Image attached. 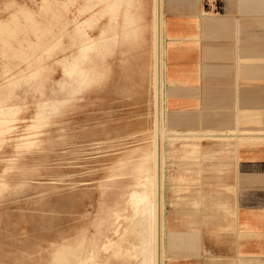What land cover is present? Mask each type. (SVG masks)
Returning a JSON list of instances; mask_svg holds the SVG:
<instances>
[{
	"label": "rangeland",
	"instance_id": "obj_1",
	"mask_svg": "<svg viewBox=\"0 0 264 264\" xmlns=\"http://www.w3.org/2000/svg\"><path fill=\"white\" fill-rule=\"evenodd\" d=\"M115 36L113 0H0V206L23 203L22 264H116L122 222L136 230L138 243L146 227L151 233V219L142 225L135 212L141 204L130 200L128 190L139 187L142 169L155 201V131L152 144L106 142L116 138V71L109 55ZM107 65L110 95L98 78ZM97 90L102 100L94 106ZM248 100L249 110L239 113L238 126L244 128L228 132L232 139L211 153L199 138L160 141L162 206L164 191L183 198L194 184L207 185L215 167L221 173L215 154L229 156L235 147L262 138L234 135L264 138V95ZM164 150L170 151L167 158ZM87 198L90 205L95 199L93 210L81 207ZM122 199L128 206L116 207ZM64 202L72 214L70 232L61 241L45 242L49 206ZM120 210L115 217L112 211ZM30 234L39 245L28 242Z\"/></svg>",
	"mask_w": 264,
	"mask_h": 264
},
{
	"label": "crops",
	"instance_id": "obj_2",
	"mask_svg": "<svg viewBox=\"0 0 264 264\" xmlns=\"http://www.w3.org/2000/svg\"><path fill=\"white\" fill-rule=\"evenodd\" d=\"M155 93L162 143L199 138L211 153L230 141L228 132L244 128L239 113L249 110V96L264 95V0H116V143H153ZM91 97L94 106L102 100L98 90ZM214 158L222 172L210 171L207 185L178 199L164 191L160 264H264V138ZM94 200L81 207L93 210ZM121 201L116 207L128 206ZM49 207L45 242H58L72 214L65 202ZM118 231L116 264H146L136 230L122 222ZM25 235L23 203L2 204L0 264L23 263Z\"/></svg>",
	"mask_w": 264,
	"mask_h": 264
},
{
	"label": "bare ground",
	"instance_id": "obj_3",
	"mask_svg": "<svg viewBox=\"0 0 264 264\" xmlns=\"http://www.w3.org/2000/svg\"><path fill=\"white\" fill-rule=\"evenodd\" d=\"M155 1V0H154ZM157 1V0H156ZM113 5H115V10H116V0H113ZM127 7V6H126ZM154 11V10H153ZM155 12V11H154ZM156 14V13H155ZM155 16V15H154ZM153 16V17H154ZM161 16V15H160ZM155 19V17H154ZM153 19V20H154ZM161 19V17H160ZM159 20V19H158ZM155 21V20H154ZM160 21V20H159ZM155 23V22H154ZM157 41V40H156ZM112 48L110 49L109 51V55L110 56H113V59H114V64H115V71H116V36L112 39ZM156 53H157V63L159 61V58L161 57L160 56V53H161V49L159 48V44L156 43ZM240 54V53H239ZM159 67V65H158ZM111 73H112V69L110 67V65H107L103 68L102 70V73H100L98 75V78L102 81V85L106 88L107 90V94H106V90H105V94L106 95H110L111 91L109 89V85H110V76H111ZM157 83V78L155 79V85ZM159 86V85H158ZM157 88V87H156ZM155 88V89H156ZM160 88V87H158ZM252 98V97H251ZM109 100L107 99V102ZM160 95H158L157 93H155V159H156V173L157 176H156V182H155V186H156V193H155V201L152 202L151 199H150V196H149V191H148V186L150 184H152L151 180L150 179H146V171L142 170V169H139V172H144V175L142 176L141 179L143 180H137V184L139 187L137 188H132L130 190H128V194L130 196V200H134L136 201L137 203H140L141 206L137 207L135 210L138 211V214L141 218V223L145 221V219L148 217L151 219V233H149L150 235H147V236H144L143 233L142 235L144 236L143 238H141V243L140 245H138L137 248H139V250L141 252H143V255L145 257H143V263H146V264H160L161 262V256H160V249L162 248V244H161V238L159 236L158 238V232H159V227L161 226L160 223H159V220L162 219L159 218L160 216V213H161V209H162V192H161V186H162V175H161V171H160V138H161V135H162V127H161V119H160ZM146 125V124H145ZM166 131V130H165ZM168 132V131H167ZM172 133V132H171ZM175 133V132H173ZM172 133V134H173ZM178 133V132H177ZM168 134V133H167ZM170 134V133H169ZM183 135H185V133H182ZM261 134V133H259ZM257 135V134H249V135H237L234 137H236V140H238L239 138L241 137H249V138H263V134L262 135ZM175 135V134H174ZM181 135V133L179 134ZM187 135V133H186ZM190 135V134H189ZM193 135V134H192ZM195 135V133H194ZM209 135V134H208ZM219 135V134H218ZM231 135V134H230ZM168 137V136H166ZM178 137V136H177ZM213 137V136H212ZM227 137V136H226ZM229 137V136H228ZM233 137V135H232ZM173 138V137H171ZM180 138V137H178ZM185 138V137H184ZM208 138V137H207ZM224 138V137H222ZM261 138V139H262ZM116 138H112V139H109L107 140L106 142L107 143H112V141H115ZM238 144V143H236ZM154 145V144H153ZM154 159V157H153ZM191 169V168H190ZM153 177V176H152ZM139 179V178H138ZM153 185V184H152ZM155 186H153L152 188H154ZM154 191V190H153ZM126 194V193H125ZM154 195V193H153ZM154 197V196H152ZM154 199V198H153ZM128 200V199H127ZM126 206V205H125ZM138 206V205H136ZM131 209V208H130ZM113 213H115V217H118L116 216V212L115 211H112ZM137 214V212H136ZM162 216V215H161ZM134 220V219H133ZM140 221V220H139ZM117 222V221H116ZM139 223V225L141 224ZM162 223V222H161ZM144 223H142L143 225ZM115 228L114 226H111V231L114 232ZM162 230V229H161ZM146 232V231H145ZM161 234V233H160ZM159 234V235H160ZM162 235V234H161ZM161 245V247H160ZM162 250V249H161ZM89 251H92V250H89ZM161 257V258H160ZM163 264V263H162Z\"/></svg>",
	"mask_w": 264,
	"mask_h": 264
}]
</instances>
